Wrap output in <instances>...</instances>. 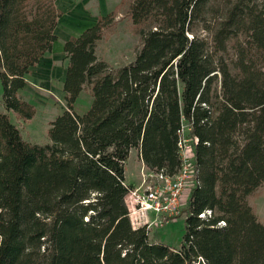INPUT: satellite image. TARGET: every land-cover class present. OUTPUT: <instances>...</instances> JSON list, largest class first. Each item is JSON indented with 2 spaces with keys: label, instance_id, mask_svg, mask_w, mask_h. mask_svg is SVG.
<instances>
[{
  "label": "trees",
  "instance_id": "obj_1",
  "mask_svg": "<svg viewBox=\"0 0 264 264\" xmlns=\"http://www.w3.org/2000/svg\"><path fill=\"white\" fill-rule=\"evenodd\" d=\"M54 1L0 0L3 105L23 120L34 109L18 93L55 50ZM128 8L140 39L130 63L111 68L94 50L114 12L62 43L66 109L48 143L26 142L0 112V264H264V224L247 201L264 182V0ZM182 128L193 174L174 248L132 225L124 165L136 149L174 176Z\"/></svg>",
  "mask_w": 264,
  "mask_h": 264
},
{
  "label": "rangeland",
  "instance_id": "obj_2",
  "mask_svg": "<svg viewBox=\"0 0 264 264\" xmlns=\"http://www.w3.org/2000/svg\"><path fill=\"white\" fill-rule=\"evenodd\" d=\"M128 1L130 0L54 1L65 17L63 20L61 17L57 23L55 50L53 53L46 54L44 59L29 72L25 88L18 93L20 98L32 104L34 115L31 119L23 120L11 111L5 110L0 81V112L8 114L26 142L39 145L48 143L50 123L66 109L62 90L66 60L61 51L65 39L77 35L78 32L95 23L99 17L114 12L112 23L103 29L102 38L95 44V53L111 68L121 67L134 59L135 52L140 46V39L128 12ZM60 20L62 23H59ZM90 103V87L85 85L74 103V110L76 113L83 114L89 108ZM140 160L138 153L134 149L131 150L124 169L127 183H134L140 179L141 183L136 187L142 191L157 182L158 174L150 171L146 166L144 167ZM191 184L192 180L188 182L187 188L191 187ZM134 189L136 188H131V190ZM187 192L186 190L185 195ZM125 200L129 203L128 194ZM247 201L258 221L264 224V182L247 198ZM184 209L183 205L180 211L172 216L175 218H161L160 222L150 226L148 228L149 240L174 248L179 247L184 234ZM150 214L154 216L152 212Z\"/></svg>",
  "mask_w": 264,
  "mask_h": 264
},
{
  "label": "built area",
  "instance_id": "obj_3",
  "mask_svg": "<svg viewBox=\"0 0 264 264\" xmlns=\"http://www.w3.org/2000/svg\"><path fill=\"white\" fill-rule=\"evenodd\" d=\"M180 130L178 142L180 168L174 176L157 175L156 183L141 191L140 188L130 190L128 193L129 203L127 207L129 216L134 227L146 226L148 229L161 218L172 217L185 205L187 184L192 180V146L190 139L182 136ZM152 212L154 217L148 218ZM209 214V212H207ZM200 214L199 217H204Z\"/></svg>",
  "mask_w": 264,
  "mask_h": 264
},
{
  "label": "crops",
  "instance_id": "obj_4",
  "mask_svg": "<svg viewBox=\"0 0 264 264\" xmlns=\"http://www.w3.org/2000/svg\"><path fill=\"white\" fill-rule=\"evenodd\" d=\"M62 18H61V20H63L65 17L62 15L61 16ZM81 32V31H80ZM80 32H78L77 33V35L80 33ZM66 33H68V31H66ZM73 33V32H72ZM71 34V33H70ZM46 55V54H45ZM45 57V56H44ZM131 150H133V149H131ZM131 150H130V152H131ZM137 153H138V150H136V149H134ZM129 152V153H130ZM140 163L142 164V165H144L143 164V162L140 160ZM144 167H145V165H144ZM141 182H140V179L137 181V182H134V183H127V181H126V179H125V184H127V185H129V186H131V188H137L138 186H139V184H140ZM137 186V187H136ZM154 216H151V214L150 213H148V218L149 219H152Z\"/></svg>",
  "mask_w": 264,
  "mask_h": 264
}]
</instances>
